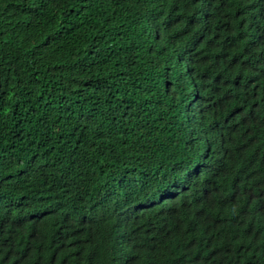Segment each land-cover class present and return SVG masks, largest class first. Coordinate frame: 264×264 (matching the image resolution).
<instances>
[{"label": "trees", "instance_id": "trees-1", "mask_svg": "<svg viewBox=\"0 0 264 264\" xmlns=\"http://www.w3.org/2000/svg\"><path fill=\"white\" fill-rule=\"evenodd\" d=\"M158 10L157 0H0V172L12 174L0 188V250L11 238L20 245L11 264L44 241L59 168L120 212L45 246L77 264H144L151 245L164 264H264V167L229 177L228 188L207 169L221 135L231 138L227 109L241 89L225 78L224 112L220 100L195 101L189 83L168 91L157 63L177 61L186 43L157 39ZM145 152L170 187L141 184L118 198L117 176Z\"/></svg>", "mask_w": 264, "mask_h": 264}, {"label": "clouds", "instance_id": "clouds-1", "mask_svg": "<svg viewBox=\"0 0 264 264\" xmlns=\"http://www.w3.org/2000/svg\"><path fill=\"white\" fill-rule=\"evenodd\" d=\"M157 5L159 10L151 20L156 22L157 39L169 35L186 43L185 54L177 61L157 63L159 71L171 80L166 84L168 91L178 87L173 81L189 83L195 101L214 106L220 100L224 112L225 78H234V88L241 89L240 100L235 99L227 109L231 138L221 135V150L207 166L211 182L228 188L229 177L241 173L252 176L258 167H264V102L257 97L264 95V0H157ZM152 164L145 152L139 165H127L113 187L118 198L141 184L160 190L169 188L170 179L153 171ZM58 174L62 192L50 194L43 215L44 241L27 249L29 259L25 264H77L60 249L57 252L45 246L56 241L61 247L69 243L70 234L79 236L86 228L102 227L120 216L111 200L102 199L89 179L65 168H59ZM11 176L9 169H1L0 188ZM106 196L113 198V193ZM201 223L203 228L216 227L204 219ZM137 237L140 254L145 256L148 240ZM214 242L215 239L206 241ZM13 245L20 247L11 238L0 250L3 264L13 261ZM148 252L144 264H164V253L156 252L152 245Z\"/></svg>", "mask_w": 264, "mask_h": 264}]
</instances>
